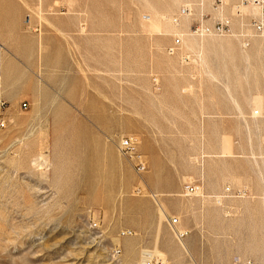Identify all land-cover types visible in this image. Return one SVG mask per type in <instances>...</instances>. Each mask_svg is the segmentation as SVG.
I'll return each mask as SVG.
<instances>
[{
    "label": "rangeland",
    "instance_id": "rangeland-1",
    "mask_svg": "<svg viewBox=\"0 0 264 264\" xmlns=\"http://www.w3.org/2000/svg\"><path fill=\"white\" fill-rule=\"evenodd\" d=\"M200 1L0 0V264H264L259 11Z\"/></svg>",
    "mask_w": 264,
    "mask_h": 264
},
{
    "label": "built area",
    "instance_id": "built-area-1",
    "mask_svg": "<svg viewBox=\"0 0 264 264\" xmlns=\"http://www.w3.org/2000/svg\"><path fill=\"white\" fill-rule=\"evenodd\" d=\"M224 1L225 0H211L212 4L216 7H220L221 5H223ZM242 3L249 4L259 9V14L257 16H252L250 18V27L257 34L264 33V0H242ZM192 10L193 8L190 4L183 6L181 8L179 17L178 16L175 17V21L179 22V18L181 15H191ZM234 11L236 12L238 16L242 15V11L238 7L234 6ZM193 27H194V33L197 35H205V34H211V33L233 34V30L231 27V21L229 20V18L225 20L218 18L212 26H208L203 21H200L194 24ZM240 36L243 41L248 40L247 34L243 33V34H240ZM181 44H182V39L180 37H177L173 41V43L167 47V52L170 55H174L178 51ZM136 144H137V140L135 139L134 136H124L120 139L118 148H119V151L124 156H126L132 161L134 167L138 171L141 172L146 168V162L143 159L142 155L137 153ZM195 190L196 188L193 185H189L186 187V191L189 194H192L193 192H195ZM178 223H179V219L176 216L171 217L169 220V225L172 231L174 232V234L178 238H183L185 235V232H182L178 229L177 227ZM132 234H133L132 230H122L120 232L121 236H127V235H132ZM115 251L118 252L119 248H116ZM140 264H161V262L159 261L158 258H155L154 256H152V254H147V256H145L141 260Z\"/></svg>",
    "mask_w": 264,
    "mask_h": 264
},
{
    "label": "bare ground",
    "instance_id": "bare-ground-1",
    "mask_svg": "<svg viewBox=\"0 0 264 264\" xmlns=\"http://www.w3.org/2000/svg\"><path fill=\"white\" fill-rule=\"evenodd\" d=\"M225 2V1H224ZM243 4H245V3H243ZM205 3H204V0H201L200 1V6H202V7H206L207 6V8L209 7V5L210 4H206L205 6ZM216 7V6H215ZM210 8V7H209ZM249 8L251 9H253L254 11H259V9H257L256 7H253V6H251V5H245L244 6V10H246V11H248L249 10ZM251 9V10H252ZM223 10H224V4L223 5H221L220 7H216V8H212V12L213 13H215V14H218V15H222L223 14ZM251 12H253V11H251ZM258 14H259V12H258ZM258 14H256L255 16H257ZM179 23V22H178ZM240 23H241V21H240ZM180 27V26H179ZM187 28V26L186 25H183V26H181V30H183L184 31V29L183 28ZM180 29V28H179ZM174 30V29H173ZM186 34H188V32L186 31ZM262 34H264V33H262ZM189 36H191V34H188ZM180 36V35H179ZM189 41L191 42V44H194L195 43V38H193V37H190L189 38ZM217 201L218 202H221V200H220V198H218L217 199Z\"/></svg>",
    "mask_w": 264,
    "mask_h": 264
}]
</instances>
